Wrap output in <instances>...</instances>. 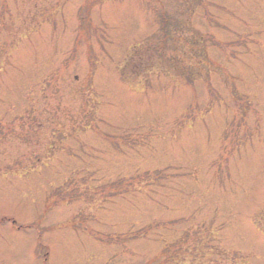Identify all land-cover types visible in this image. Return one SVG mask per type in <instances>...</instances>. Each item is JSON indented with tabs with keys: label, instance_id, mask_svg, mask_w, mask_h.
Segmentation results:
<instances>
[{
	"label": "rangeland",
	"instance_id": "obj_1",
	"mask_svg": "<svg viewBox=\"0 0 264 264\" xmlns=\"http://www.w3.org/2000/svg\"><path fill=\"white\" fill-rule=\"evenodd\" d=\"M204 2L0 0V264H264V0Z\"/></svg>",
	"mask_w": 264,
	"mask_h": 264
}]
</instances>
